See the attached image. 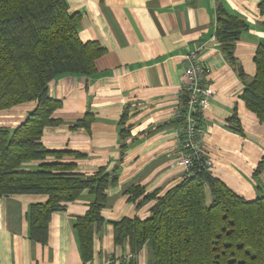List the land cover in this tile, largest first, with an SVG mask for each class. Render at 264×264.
Returning a JSON list of instances; mask_svg holds the SVG:
<instances>
[{
    "label": "crops",
    "instance_id": "0c3cea01",
    "mask_svg": "<svg viewBox=\"0 0 264 264\" xmlns=\"http://www.w3.org/2000/svg\"><path fill=\"white\" fill-rule=\"evenodd\" d=\"M260 1L66 0L68 12L79 15V38L97 42L104 53L95 62L96 74L62 75L49 84L48 95L61 101L53 113L61 123L44 128L41 144L66 152L63 162L74 164L83 176L117 166L118 178L106 191L103 223L93 235L89 261L82 259L73 225L86 213L92 195L84 191L52 214L43 244L30 237L28 213L46 196L0 197V264H129L130 258L134 264H150L147 246L132 255L127 241L114 244L112 224L126 217L148 218L154 201L139 204L143 197L162 195L186 175L177 164L174 111L185 81L183 57L193 51L211 69L207 83L212 96L201 118L208 171L245 200L263 196L264 173L253 174L264 156V124L241 100L245 82L255 74L254 53L264 40ZM217 3L247 25L233 52L244 80L216 41ZM34 106L30 102L0 111V126L15 128ZM86 113L92 117L89 128L74 127ZM123 114L129 134L121 152L118 125ZM37 165L23 167L35 170ZM130 187L141 188L142 195L130 199L124 193Z\"/></svg>",
    "mask_w": 264,
    "mask_h": 264
},
{
    "label": "trees",
    "instance_id": "16d2710c",
    "mask_svg": "<svg viewBox=\"0 0 264 264\" xmlns=\"http://www.w3.org/2000/svg\"><path fill=\"white\" fill-rule=\"evenodd\" d=\"M258 10L264 27V0ZM78 23L79 15L68 12L66 0H0V111L35 103L15 128L0 126V197L46 196L28 213L30 237L43 244L51 215L84 191L92 195L86 213L73 225L82 259L89 261L93 235L103 223L106 191L117 181L118 167L111 171L102 167L83 176L75 172L74 164L63 162L66 152L47 150L41 144L44 128L61 123L53 118L61 101L48 95L49 84L62 75L96 74L95 62L104 53L97 42L79 38ZM246 30L243 20L216 4V41L242 80L245 75L233 52ZM253 62L255 74L245 82L241 100L264 124V40ZM201 118L202 114V131ZM125 119L123 114L118 125L121 152L129 134ZM91 121L86 113L74 127L88 129ZM234 130L241 133L238 126ZM30 162L38 163L35 170L23 167ZM262 173L264 156L253 175ZM124 193L136 200L142 189L130 187ZM146 201H154L148 218L126 217L112 224L114 244L127 241L132 255L147 246L150 264H264V196L248 201L236 195L211 175L202 160L194 161L189 175L162 195L146 194L139 204Z\"/></svg>",
    "mask_w": 264,
    "mask_h": 264
},
{
    "label": "built area",
    "instance_id": "2783aa9c",
    "mask_svg": "<svg viewBox=\"0 0 264 264\" xmlns=\"http://www.w3.org/2000/svg\"><path fill=\"white\" fill-rule=\"evenodd\" d=\"M211 69L201 63L196 51L183 57L184 85L180 90L179 101L174 111L176 137L179 146L177 164L189 175L194 161L202 160L205 167L210 159L202 149L203 131L200 130V114L208 107L212 90L207 83Z\"/></svg>",
    "mask_w": 264,
    "mask_h": 264
},
{
    "label": "rangeland",
    "instance_id": "374dc122",
    "mask_svg": "<svg viewBox=\"0 0 264 264\" xmlns=\"http://www.w3.org/2000/svg\"><path fill=\"white\" fill-rule=\"evenodd\" d=\"M263 196H264V194H263Z\"/></svg>",
    "mask_w": 264,
    "mask_h": 264
}]
</instances>
